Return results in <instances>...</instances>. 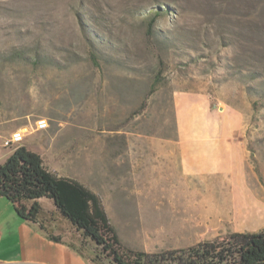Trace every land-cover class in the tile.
<instances>
[{
    "label": "rangeland",
    "instance_id": "1",
    "mask_svg": "<svg viewBox=\"0 0 264 264\" xmlns=\"http://www.w3.org/2000/svg\"><path fill=\"white\" fill-rule=\"evenodd\" d=\"M16 128L132 249L264 229V0H0V161ZM0 201V259L89 263L52 199L40 223Z\"/></svg>",
    "mask_w": 264,
    "mask_h": 264
},
{
    "label": "trees",
    "instance_id": "2",
    "mask_svg": "<svg viewBox=\"0 0 264 264\" xmlns=\"http://www.w3.org/2000/svg\"><path fill=\"white\" fill-rule=\"evenodd\" d=\"M156 15L148 21V35ZM90 58L97 63L95 52ZM156 82L157 77L152 87ZM10 149V155L0 164V196L13 204L20 217L34 223H40L38 199H52L59 213L79 233V249L89 264L105 260L110 264H264V229L229 232L156 252L132 249L122 242L98 193L76 178L49 170L41 155L27 145ZM24 201L31 204L27 206ZM49 236L60 241L59 236ZM87 244L92 245V253L86 251Z\"/></svg>",
    "mask_w": 264,
    "mask_h": 264
},
{
    "label": "crops",
    "instance_id": "3",
    "mask_svg": "<svg viewBox=\"0 0 264 264\" xmlns=\"http://www.w3.org/2000/svg\"><path fill=\"white\" fill-rule=\"evenodd\" d=\"M234 112H236L238 114V120H239V124H240V127H241V130H242V134L244 133V130L242 128V116L240 115V113L236 110H232ZM176 117H177V121L179 119V110L178 108L176 109ZM17 129V128H16ZM14 130V129H13ZM11 132V131H10ZM9 132V133H10ZM180 134V130H178V135ZM26 135V134H25ZM229 141L230 143H232L233 145H239L242 150H244V152L247 154L246 152V148H245V145H244V142L241 138L237 137L236 135H231L230 138H229ZM19 145H25V144H22L20 143ZM11 151L9 152L8 155H6L5 157L2 158V160L0 161V164L10 155ZM245 154V155H246ZM91 188V187H90ZM92 189V188H91ZM93 190V189H92ZM94 191V190H93ZM96 192V191H95ZM97 193V192H96ZM99 194V193H98ZM1 197V196H0ZM41 201V198L38 199V202ZM31 204V201L29 203V205ZM4 203H2L0 201V214L2 213V210H4ZM40 227H43V226H40ZM6 231V229L4 228L3 224H0V242L3 240V237H4V232ZM49 235H52V236H59L60 237V241H64L66 240L67 241V238L69 239V236L67 237L66 234H62V233H57V234H54V233H51ZM47 236L48 239H52L50 236ZM70 244L73 245V243L70 241ZM76 251H79V248L76 246V245H73L72 246ZM80 252V251H79ZM0 264H54L52 261L50 260H33V261H29V260H20V259H9V258H1L0 259ZM89 264V263H88Z\"/></svg>",
    "mask_w": 264,
    "mask_h": 264
},
{
    "label": "built area",
    "instance_id": "4",
    "mask_svg": "<svg viewBox=\"0 0 264 264\" xmlns=\"http://www.w3.org/2000/svg\"><path fill=\"white\" fill-rule=\"evenodd\" d=\"M36 129H44L48 126L45 118H39L35 122ZM26 129L17 128L12 130L8 135L3 137L2 146L4 147H14L23 142L25 138Z\"/></svg>",
    "mask_w": 264,
    "mask_h": 264
}]
</instances>
